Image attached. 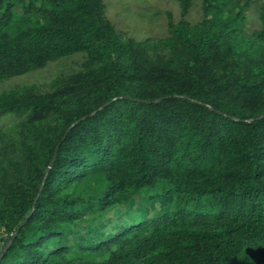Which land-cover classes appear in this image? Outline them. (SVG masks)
<instances>
[{"label": "trees", "instance_id": "trees-1", "mask_svg": "<svg viewBox=\"0 0 264 264\" xmlns=\"http://www.w3.org/2000/svg\"><path fill=\"white\" fill-rule=\"evenodd\" d=\"M102 8L0 0V81L86 54L0 95V264H264V0H203L142 42Z\"/></svg>", "mask_w": 264, "mask_h": 264}, {"label": "rangeland", "instance_id": "rangeland-1", "mask_svg": "<svg viewBox=\"0 0 264 264\" xmlns=\"http://www.w3.org/2000/svg\"><path fill=\"white\" fill-rule=\"evenodd\" d=\"M103 16L115 30L136 42L161 41L170 37L168 17L174 23L184 19L191 25L203 19V0H189L187 12L182 16L179 0H100ZM247 30L259 26L255 13H246ZM86 60L84 52H77L49 62L44 67L0 81V95L17 88L33 86L40 93L50 92L59 80L82 69ZM18 119L12 114L0 118V130L12 128ZM2 242H0L1 247Z\"/></svg>", "mask_w": 264, "mask_h": 264}, {"label": "water", "instance_id": "water-1", "mask_svg": "<svg viewBox=\"0 0 264 264\" xmlns=\"http://www.w3.org/2000/svg\"><path fill=\"white\" fill-rule=\"evenodd\" d=\"M159 100H161V99H158V100H156L155 102H158ZM104 107H105V105H103L99 110L103 109ZM95 113H96V111H95V112H92V113L90 114V116H93ZM84 118H85V117H84ZM84 118H83V119H84ZM79 122H80V120L77 121V122H75L74 124H72V125L69 127L68 131H69L70 129H72V128L74 127L75 124H77V123H79ZM68 131H67V132H68ZM67 132L65 133L64 137L67 135ZM63 139H64V138H63ZM63 139H62V140H63ZM56 151H57V149H56ZM56 151H55V153H54V156H53L51 162H50L49 165L47 166V169H46V175H47V173L50 171V169L52 168V166H53V164H54V161H55V158H56ZM25 222H26V221H23V222L20 224V226L18 227V229H17V231H16V233H15V236H16V234L18 233V231L20 230V228H22V227L24 226ZM10 243H11V241L6 245V247L4 248V250L2 251V253L0 254V259H1V257L3 256V254L7 251L8 246H9Z\"/></svg>", "mask_w": 264, "mask_h": 264}]
</instances>
